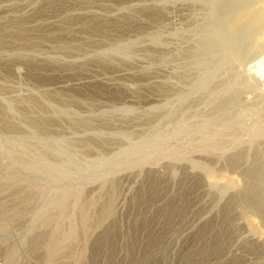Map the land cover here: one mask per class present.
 Here are the masks:
<instances>
[{"label": "rangeland", "instance_id": "rangeland-1", "mask_svg": "<svg viewBox=\"0 0 264 264\" xmlns=\"http://www.w3.org/2000/svg\"><path fill=\"white\" fill-rule=\"evenodd\" d=\"M71 2L0 0V264H264V0Z\"/></svg>", "mask_w": 264, "mask_h": 264}, {"label": "bare ground", "instance_id": "bare-ground-1", "mask_svg": "<svg viewBox=\"0 0 264 264\" xmlns=\"http://www.w3.org/2000/svg\"><path fill=\"white\" fill-rule=\"evenodd\" d=\"M2 1H3V0H2ZM9 1H10V0H9ZM49 1H50V0H49ZM65 1H66V0H65ZM68 1H69V0H68ZM79 1H80V0H79ZM84 1H85V0H84ZM97 1H98V0H97ZM117 1H119V0H117ZM4 2H5V1H4ZM46 2H48V1H46ZM63 2H64V1H63ZM72 2H73V0H72ZM72 2H71V3H72ZM77 2H78V1H77ZM88 2H89V1H88ZM44 3H45V2H44ZM54 3H55V2H54ZM58 3H60V2L58 1ZM81 3H82V1H81ZM15 4H16V3H15ZM45 4H46V3H45ZM61 4H62V3H61ZM74 4H75V3H74ZM17 5H18V4H17ZM54 5H55V4H54ZM71 5H72V4H71ZM82 5H83V4H82ZM45 6H46V5H45ZM50 6H51V5H50ZM3 7H4V6H3ZM6 8H7V7H6ZM8 8H9V7H8ZM47 8H49V7H47ZM57 8H58V7H57ZM66 8H67V7H66ZM101 9H102V8H101ZM14 10H15V9H14ZM22 10L25 11V9H22ZM47 10H48V9H47ZM57 10H60V9H57ZM154 10H155V9H154ZM18 11H19V10H18ZM33 11H34V10H33ZM45 11H46V8H45ZM138 11H139V9H138ZM151 11H152V10H151ZM29 12H30V11H29ZM38 12H39V11H37V13H38ZM103 12H104V11H103ZM163 12H164V11H163ZM22 13H23V11H22ZM22 13H21V14H22ZM25 13H26V12H25ZM25 13H23V15H24ZM34 13H35V12H34ZM37 13H35V14H37ZM44 13H45V12H44ZM46 13H47V12H46ZM70 13H71V12H70ZM143 13H144V10H143ZM4 14H5V13H4ZM26 14H27V13H26ZM26 14H25V15H26ZM47 14H48V13H47ZM158 14H159V13H158ZM102 15H103V14H102ZM27 16H29V15H27ZM35 16H36V15H35ZM64 16H65V15H64ZM81 16H82V15H81ZM126 16H127V15H126ZM134 16H135V15H134ZM10 17H11V16H10ZM31 17H32V16H31ZM123 17H125V16H122V17H120V18H123ZM159 17H160V16H159ZM63 18H65V17H63ZM79 18H80V17H79ZM136 18H137V17H136ZM145 18H146V17H145ZM163 18H164V17H163ZM166 18H167V17H166ZM11 19H12V18H11ZM25 19H26V18H25ZM47 19H48V18H47ZM96 19H97V18H96ZM101 19H102V18H101ZM137 19H138V18H137ZM147 19H148V18H147ZM152 19H153V18H152ZM152 19H151V21H152ZM154 19H155V18H154ZM156 19H157V18H156ZM29 20H30V19H29ZM37 20H39V19H37ZM44 20H45V18H44ZM44 20H43V21H44ZM64 20H65V19H64ZM142 20H143V18H142ZM5 21H6V20H5ZM5 21H4V22H5ZM66 21H67V20H66ZM71 21H72V20H71ZM78 21H79V20H78ZM98 21H99V20H98ZM108 21H109V19H108ZM114 21H116V20H114ZM114 21H113V22H114ZM147 21H148V20H147ZM2 22H3V21H2ZM2 22H1V23H2ZM4 22H3V23H4ZM6 22H7V21H6ZM17 22H19V21L17 20ZM20 22H21V21H20ZM38 22H39V21H38ZM49 22H50V21H49ZM67 22H68V21H67ZM67 22H66V23H67ZM101 22H102V21H101ZM104 22H105V20H104ZM106 22H107V21H106ZM109 22H110V21H109ZM143 22H144V21H143ZM157 22H158V21H157ZM13 23H14V22H13ZM27 23H28V22H27ZM53 23H54V22H53ZM110 23H111V22H110ZM115 23H116V22H115ZM9 24H10V21H9ZM11 24H12V23H11ZM23 24H24V22H23ZM28 24H29V23H28ZM47 24H48V23H47ZM78 24H80V23H78ZM81 24H82V23H81ZM116 24H117V23H116ZM7 25H8V24H6V26H7ZM30 25H31V23H30ZM36 25H37V24H36ZM108 25H109V24H108ZM24 26H25V25H24ZM42 26H43V25H42ZM57 26H58V25H57ZM79 26H80V25H79ZM86 26H87V24H86ZM89 26H90V25H89ZM100 26H101V25H100ZM31 27H32V26H31ZM44 27H45V26H44ZM49 27H50V25H49ZM59 27H60V26H59ZM102 27H104V26H102ZM113 27H114V26H113ZM0 28H2V27H0ZM10 28H11V26H10ZM13 28H14V26H13ZM32 28H33V27H32ZM34 28H35V27H34ZM40 28H41V27H40ZM45 28H46V27H45ZM52 28H53V27H52ZM63 28H64V27H63ZM87 28H88V27H87ZM92 28H93V27H92ZM100 28H101V27H100ZM4 29H5V28H4ZM20 29H21V28H20ZM30 29H31V28H30ZM54 29H55V28H54ZM64 29H67V28H64ZM68 29H69V28H68ZM79 29H80V28H79ZM90 29H91V28H90ZM5 30H7V29H5ZM34 30H35V29H34ZM42 30H43V29H42ZM92 30H93V29H92ZM136 30H137V29H136ZM3 31H4V30H3ZM18 31H19V30H18ZM24 31H25V30H24ZM24 31H23V32H24ZM29 31H30V30H29ZM46 31H47V30H46ZM49 31H50V30H49ZM60 31H61V30H60ZM78 31H79V30H78ZM78 31H77V33H78ZM82 31H83V30H82ZM84 31H85V30H84ZM94 31H95V29H94ZM94 31H93V32H94ZM0 32H1V31H0ZM9 32H10V31H9ZM34 32H35V31H34ZM68 32H69V30H68ZM89 32H90V31H89ZM97 32H98V31H97ZM97 32H96V33H97ZM102 32H103V31H102ZM13 33H15V32H13ZM18 33H19V32H18ZM29 33H30V32H29ZM41 33H42V32H41ZM56 33H57V32H56ZM59 33H60V32H59ZM70 33H71V32H70ZM70 33H69V34H70ZM103 33H104V32H103ZM106 33H107V32H106ZM1 34H2V33H1ZM6 34L9 35L8 30H7V33H6ZM19 34H20V33H19ZM27 34H28V33H27ZM47 34H49V33H47ZM61 34H62V33H61ZM75 34H76V33H75ZM91 34H92V33H91ZM91 34H90V35H91ZM3 35H4V34H3ZM7 35H6V36H7ZM13 35H14V34H13ZM37 35H38V34H37ZM44 35H45V34H44ZM64 35H65V33H64ZM73 35H74V34H73ZM73 35H72V36H73ZM84 35H85V34H84ZM88 35H89V34H88ZM90 35H89V36H90ZM105 35L107 36V34H105ZM109 35H110V34H109ZM112 35H113V34H112ZM112 35H111V36H112ZM116 35H117V34H116ZM0 36H1V35H0ZM78 36H79V35H78ZM98 36H99V35H98ZM100 36H102V35H100ZM114 36H115V35H114ZM4 37H5V36H4ZM29 37H31V36H29ZM29 37H28V38H29ZM61 37H63V35H62ZM70 37H71V36H70ZM90 37H91V36H90ZM5 38H6V37H5ZM5 38H4V39H5ZM11 38H12V37H11ZM13 38H14V37H13ZM13 38H12V40H15V39H13ZM36 38H37V37H36ZM4 39H0V45L5 43L6 40L4 41ZM8 39H9V38H8ZM22 39H23V37H22ZM29 39H30V38H29ZM70 39H71V38H70ZM84 39H85V38H84ZM87 39H88V37H87ZM104 39H105V38H104ZM9 40H11V39H9ZM20 40H21V39H20ZM24 40H25V39H24ZM37 40H39V39H37ZM92 40H93V39H92ZM98 40H99V39H98ZM22 41H23V40H22ZM28 41H29V40H28ZM42 41H43V40H42ZM69 41H70V40H69ZM78 41H80V40L78 39ZM82 41H83V40H82ZM3 42H4V43H3ZM6 42H7V41H6ZM30 42H31V41H30ZM61 42H62V41H61ZM88 42H89V41H88ZM97 42H99V41H97ZM101 42H102V41H101ZM8 43H9V42H8ZM23 43H24V42H23ZM55 43H56V42H55ZM70 43H71V42H70ZM99 43H100V42H99ZM102 43H103V42H102ZM25 44H26V43H25ZM25 44H24V45H25ZM30 44H31V43H30ZM73 44H74V43H73ZM77 44H78V43H77ZM22 45H23V44H22ZM51 45H52V44H51ZM54 45H55V44H54ZM79 45H80V44H79ZM83 45H84V44H83ZM83 45H82V47H83ZM99 45H101V44H99ZM99 45H98V46H99ZM30 46H32V45H30ZM37 46H38V45H37ZM43 46H44V45H43ZM46 46H47V45H46ZM55 46H56V45H55ZM77 46H78V45H77ZM101 46H102V45H101ZM101 46H100V47H101ZM0 47H2V46H0ZM6 47H7V46H6ZM15 47H16V46H15ZM26 47H27V46H26ZM35 47H36V46H35ZM41 47H42V46H41ZM91 47H92V45H91ZM9 48H10V47H9ZM66 48H67V46H66ZM79 48H80V47H79ZM84 48H85V47H84ZM86 48H87V47H86ZM97 48H98V47H97ZM31 49H33V48L31 47ZM36 49H37V48H36ZM39 49H40V48H39ZM11 50H12V48H11ZM66 50H67V49H66ZM69 50H70V49H69ZM77 50H78V49H77ZM14 51H15V50H14ZM67 51H68V50H67ZM19 52H20V51H19ZM4 53H5V52H4ZM29 53H30V52H29ZM74 53H75V52H74ZM11 54H12V53H11ZM23 54H24V53H23ZM7 55H8V53H7ZM16 55H17V54H16ZM20 55L22 56V54H20ZM28 55H29V54H28ZM28 55H27V56H28ZM0 56H1V55H0ZM10 56H12V55H10ZM31 56H32V55H31ZM15 57H16V56H15ZM36 57H37V56H36ZM110 57H111V56H110ZM112 57H113V56H112ZM112 57H111V58H112ZM13 59H14V57H13ZM11 60H12V59H11ZM35 60H36V58H35ZM47 60H48V59H47ZM54 60H55V59H54ZM112 60H113V59H112ZM32 61H34V59H33ZM32 61H31V62H32ZM45 61H46V60H45ZM0 62H1V61H0ZM4 62H5V61H4ZM40 62H41V61H40ZM50 62H51V61H50ZM100 62H101V61H100ZM107 62H108V61H107ZM110 62H112V61H110ZM114 62H117V61H114ZM11 63H12V61H11ZM27 63H28V62H27ZM27 63H26V64H27ZM32 63H33V62H32ZM103 63H104V61H103ZM105 63H106V62H105ZM118 63H120V62L118 61ZM53 64H54V63H53ZM66 64H67V63H66ZM110 64H111V63H110ZM110 64H109V65H110ZM28 65H29V64H28ZM34 65H35V63H34ZM51 65H52V64H51ZM68 65H69V64H68ZM79 65H80V64H79ZM89 65H90V64H89ZM102 65H103V64H102ZM111 65H112V64H111ZM111 65H110V66H111ZM114 65H115V63H114ZM57 66H58V65H57ZM72 66H73V64H72ZM72 66H71V67H72ZM75 66H76V65H75ZM96 66H97V65H96ZM118 66H119V65H118ZM122 66H123V65H122ZM61 67H62V66H61ZM97 67H98V66H97ZM104 67H105V66H104ZM112 67H113V66H112ZM119 67H120V66H119ZM81 68H82V67H81ZM84 68H85V67H84ZM83 70H84V69H83ZM105 70H106V69H105ZM32 71H33V70H32ZM34 71H35V70H34ZM2 72H4V71H2ZM4 73H5V72H4ZM6 73H7V72H6ZM1 78H2V77H1ZM47 79H48V78H47ZM50 79H51V78H50ZM8 80H10V79H8ZM11 80H12V79H11ZM1 83H2V82H1ZM2 85H3V84H2ZM91 88H92V87H91ZM3 89H4V88H3ZM8 89H9V88H8ZM94 89H95V87H94ZM155 89H156V88H155ZM155 89H154V90H155ZM159 89H160V88H159ZM91 90H93V89H91ZM1 91H2V90H1ZM9 91H10V90H9ZM98 91H99V90H98ZM156 91H157V90H156ZM158 91H159V90H158ZM163 91H164V90H163ZM56 92H57V91H56ZM44 93H45V92H44ZM53 93H54V92H53ZM60 93H61V92H60ZM49 94H50V93H49ZM49 94H48V95H49ZM54 94H55V93H54ZM63 94H64V93H63ZM65 94H66V93H65ZM44 95H45V94H44ZM48 95H47V96H48ZM52 95H53V94H52ZM58 95H59V94H58ZM95 95H96V94H95ZM47 96H46L45 98H47ZM50 96H51V95H50ZM53 96H54V95H53ZM53 96H52V97H53ZM55 96H57V95L55 94ZM55 96H54V97H55ZM60 96H61V95H60ZM31 97H32V96H31ZM57 97H58V96H57ZM28 98H29V97H28ZM62 98H64V97H62ZM66 98H67V97H66ZM54 99H55V98H54ZM67 99H68V98H67ZM21 101H22V100H21ZM60 101H62L61 98H60ZM67 101H68V100H67ZM29 103H30V102H29ZM35 103H36V102H35ZM35 103H34V104H35ZM31 104H32V103H31ZM39 104H40V103H39ZM44 110H45V109H44ZM45 112H46V110H45ZM33 113H34V111H33ZM37 114L39 115L38 112H37ZM0 117H1V116H0ZM42 117H43V116H42ZM49 117H50V116H49ZM34 118H35V117H34ZM34 118H33V119H34ZM40 118H41V117H40ZM10 119H11V118H10ZM30 119H31V118H30ZM44 119H45V117H44ZM49 119H50V118H49ZM36 120H37V119H36ZM11 121H12V120H11ZM28 121H29V120H28ZM89 121H90V120H89ZM30 122H33V121H30ZM39 122H40V121H39ZM70 122H71V121H70ZM84 122H85V121H84ZM84 122H83V123H84ZM86 122H87V121H86ZM91 122H92V121H91ZM101 122H102V121H101ZM101 122H100V123H101ZM105 122H107V120H106ZM8 123H9V122H8ZM15 123H16V121H15ZM44 123H45V122H44ZM55 123H56V121H55ZM75 123H76V122H75ZM83 123H82V124H83ZM108 123H109V122H108ZM1 124H2V123H1ZM3 124L5 125V123H3ZM10 124L13 125V122L10 123ZM30 124H31V123H30ZM34 124H35V123H34ZM42 124H43V123H42ZM42 124H41V125H42ZM58 124H59V123H58ZM70 124H71V123H70ZM72 124H74V123L72 122ZM76 124H77V123H76ZM94 124H95V123H94ZM110 124H111V123H110ZM16 125H17V124H16ZM39 125H40V124H39ZM41 125H40V126H41ZM43 125H44V124H43ZM83 125H84V124H83ZM31 126H32V125H31ZM33 126H34V125H33ZM76 126H77V125H76ZM76 126H75V127H76ZM2 127H3V126H2ZM2 127H1V129H2ZM12 127H13V126H12ZM37 127H38V126H37ZM78 127H80V126H78ZM107 127H109V125H108ZM4 128L6 129V127H4ZM80 128H84V127H80ZM86 128H87V127H86ZM8 129H9V128H8ZM44 129H45V128H44ZM49 129H50V127H49ZM45 130H46V129H45ZM45 130H44V131H45ZM260 130H261V129H260ZM260 130H259V131H260ZM2 131H4V130H2ZM46 131H47V130H46ZM9 132H10V131H9ZM9 132H8V133H9ZM6 133H7V132H6ZM259 133H260V132H259ZM14 134H15V132H14ZM18 134H19V133H18ZM212 137H213V136H212ZM95 140L97 141V139H95ZM95 140H94V141H95ZM104 140H105V139H104ZM212 140H213V139H212ZM224 140H226V139H224ZM224 140H222V141H224ZM87 141H88V140H87ZM89 141H92V140H89ZM99 141H100V140H99ZM101 141H102V139H101ZM106 141H107V140H105V142H106ZM114 141H115V140H114ZM201 141H202V140H201ZM207 141H208V140H207ZM202 142H203V141H202ZM209 142H210V141H209ZM218 142H220V141H218ZM81 143H82V142H81ZM94 143H95V142H94ZM94 143H93V144H94ZM117 143H118V142H117ZM204 143H205V142H204ZM204 143H203V144H204ZM207 143H208V142H207ZM214 143H215V142H214ZM30 144H31V143H30ZM82 144H83V143H82ZM95 144H97V143H95ZM104 144H106V143H104ZM109 144H110V143H109ZM113 144H114V143H113ZM115 144H116V143H115ZM115 144H114V145H115ZM224 144H225V143H224ZM224 144H223V145H224ZM231 144H232V143H231ZM102 145H103V144H102ZM116 145H117V144H116ZM211 145H212V144H211ZM219 145H220V143H219ZM81 146H82V145H81ZM109 146H110V145H109ZM111 146H112V145H111ZM224 146H225V145H224ZM228 146H229V144H228ZM32 147H33V146H32ZM32 147H31V148H32ZM94 147H95V145H94ZM97 147H98V146H97ZM103 147H104V146H103ZM214 147H215V146H214ZM216 147H217V146H216ZM218 147H219V146H218ZM218 147H217V148H218ZM23 148H24V147H23ZM27 148H28V147H26V149H27ZM95 148H96V147H95ZM98 148L100 149V146H99ZM98 148H97V149H98ZM104 148H105V147H104ZM204 148H205V147H204ZM220 148H221V147H220ZM220 148H219V150H220ZM250 148H251V147H249V150H250ZM35 149H36V147H35ZM49 149H50V148H49ZM83 149H84V148H83ZM99 149H98V150H99ZM101 149H102V148H101ZM201 149H202V148H201ZM201 149H200V150H201ZM207 149H208V148H207ZM24 150H25V149H24ZM40 150H41V149H40ZM42 150H44V149H42ZM102 150H103V149H102ZM169 150H170V149H169ZM208 150L210 151V149H208ZM212 150H213V149H211V151H212ZM214 150H215V149H214ZM219 150H218V152H219ZM221 150H222V149H221ZM47 151H49V150H47ZM52 151H53V150H52ZM91 151H92V150H91ZM166 151H167V150H166ZM201 151H202V150H201ZM203 151H204V150H203ZM167 152H168V151H167ZM216 152H217V151H216ZM222 152H223V151H222ZM250 152H251V151H250ZM45 153H46V152H45ZM54 153H55V152H53V154H54ZM162 153H163V151H162ZM176 153H177V152H176ZM182 153H183V152H182ZM208 153H209V155H210V152H208ZM10 154H12V153L10 152ZM24 154H25V153H24ZM30 154H31V153H30ZM43 154H44V151H43ZM43 154H42V155H43ZM53 154H50V155H53ZM55 154H56V153H55ZM61 154H62V153H61ZM61 154H60V155H61ZM173 154H174V153H173ZM179 154H180V153H179ZM243 154H245V153H243ZM246 154H247V153H246ZM14 155H15V154H14ZM14 155H13V156H14ZM16 155H17V153H16ZM26 155H27V154H26ZM36 155H38V154H36ZM42 155H41V156H42ZM45 155H46V154H45ZM160 155H161V154H160ZM170 155H171V154H170ZM180 155H183V154H180ZM237 155H238V154H237ZM11 156H12V155H11ZM18 156H19V155H18ZM24 156H25V155H24ZM33 156H34V155H33ZM63 156H64V155H63ZM171 156H173V155H171ZM175 156H176V155H175ZM177 156H178V154H177ZM216 156H217V155H216ZM242 156H243V155H242ZM254 156H255V155H254ZM22 157H23V154H22ZM31 157H32V156H31ZM31 157H30V158H31ZM46 157H47V156H46ZM48 157H49V156H48ZM58 157H59V155H58ZM162 157H163V156H161V158H162ZM179 157H181V156H179ZM182 157H183V156H182ZM210 157H211V156H210ZM230 157H231V156H230ZM250 157H251V156H250ZM12 158H13V157H12ZM25 158H26V157H25ZM35 158H36V156H35ZM53 158H54V157H53ZM53 158H52V159H53ZM69 158H70V157H69ZM158 158H159V157H158ZM239 158H240V157H239ZM254 158H255V157H254ZM259 158H260V157H259ZM17 159H18V157H17ZM19 159H20V156H19ZM23 159H24V158H23ZM27 159H29V158H27ZM43 159H44V158H43ZM47 159H48V158H47ZM49 159H51V158H49ZM49 159H48V160H49ZM66 159H68V158H66ZM70 159H71V158H70ZM154 159H157L156 156L153 158V160H154ZM181 159H182V158H181ZM235 159H236V158H235ZM30 160H32V159H30ZM157 160H158V159H157ZM34 161H35V160L33 159L32 162H34ZM55 161H56V160H55ZM63 161H64V160H63ZM230 161H231V160H230ZM52 162H53V161H52ZM153 162H154V161H153ZM43 163H44V161H43ZM56 163L58 164V168H60L61 166H59V163H58L57 161H56ZM64 163H66V162H64ZM67 163H68V162H67ZM67 163H66V165H68ZM71 163H72V162H71ZM136 163L139 164V162H136ZM150 163H152V162L150 161ZM236 163H238V162H236ZM54 164H55V162H54ZM62 164H63V163H62ZM132 164H133V163H132ZM134 164H135V163H134ZM254 164H256V163H254ZM51 165H52V164H51ZM60 165H61V164H60ZM63 165H65V164H63ZM66 165H65V166H66ZM1 166H2V165H1ZM46 166H47V165H46ZM55 166H56V165H55ZM134 166H135V165H134ZM256 166H257V165H256ZM62 167H64V166H62ZM136 167H137V166H136ZM126 168H127V167H126ZM130 168H132V167H130ZM61 169H62V168H61ZM0 170H1V169H0ZM33 170H34V169H33ZM37 170H38V169H37ZM249 170H250V169H249ZM258 170H259V169H258ZM35 171H36V170H35ZM35 171H34V172H35ZM37 172H38V171H37ZM39 172H40V170H39ZM255 172H256V171H255ZM2 173H4V171H3ZM16 173H17V172H16ZM40 173H41V172H40ZM40 173H39V174H40ZM48 173H49V172H48ZM48 173H47V174H48ZM51 173H52V172H51ZM51 173H50V174H51ZM116 173H117V172H116ZM149 173H150V172H149ZM151 173H152V172H151ZM53 174H54V173H52V175H53ZM59 174H60V173H59ZM61 174H62V173H61ZM153 174H154V173H153ZM153 174H152V175H153ZM0 175H1V174H0ZM9 175H11V174H8L7 176H9ZM15 175H16V174H15ZM56 175H57V174H56ZM56 175H55V176H56ZM110 175H111V174H110ZM152 175H151V176H152ZM11 176H12V175H11ZM151 176H149V177H151ZM262 176H263V175H262ZM18 177H19V176H18ZM18 177H17V178H18ZM21 177H23V176H21ZM113 177H114V176H113ZM26 178H27V177H26ZM107 178H108V177H107ZM116 178H117V175H116ZM153 178H154V177H153ZM14 179H16V178H14ZM14 179H13V180H14ZM149 179H150V178H149ZM4 180H5V178H4ZM6 180H7V179H6ZM24 180H25V179H24ZM32 180H35V179H32ZM32 180H31V181H32ZM147 180H148V179H147ZM7 181H8V180H7ZM37 181H38V180H37ZM37 181H36V183H37ZM152 181H153V180H152ZM155 181H156V180H155ZM198 181H199V180H198ZM9 182H10V181H9ZM19 182H20V181H19ZM158 182H159V181H158ZM253 182H254V181H253ZM257 182H258V181H257ZM257 182H256V183H257ZM27 183H28V182H27ZM31 183H33V182H31ZM34 183H35V182H34ZM107 183H109V182H107ZM107 183H106V184H107ZM153 183H154V182H152V184H153ZM9 184H10V183H9ZM11 184H12V183H11ZM24 184H25V183H24ZM156 184H157V183H156ZM194 184H195V183H194ZM1 185H2V184H1ZM3 185H4V184H3ZM5 185H6V182H5ZM22 185H23V183H22ZM35 185H36V184H35ZM104 185H105V183H104ZM111 185H112V183H111ZM113 185H114V184H113ZM113 185H112V188H113ZM213 185H215V184H213ZM15 186H17V185H15ZM25 186H26V185H25ZM107 186H108V185H107ZM149 186H150V185H149ZM183 186H184V185H183ZM198 186H199V185H198ZM211 186H212V185H211ZM0 187H1V186H0ZM10 187H11V186H10ZM12 187H13V186H12ZM18 187H19V184H18ZM18 187H17V188H18ZM38 187H39V184H38ZM100 187H101V186H100ZM108 187H109V186H108ZM157 187H158V186H157ZM253 187H254V186H253ZM1 188H2V187H1ZM3 188H5V187H3ZM14 188H15V187H14ZM17 188H15V189H17ZM23 188H25V187H23ZM34 188H35V187H34ZM39 188H40V187H39ZM39 188H38V189H39ZM102 188H103V187H102ZM112 188H111V186L109 187V189H112ZM191 188H192V187H191ZM193 188H194V187H193ZM251 188H252V187H251ZM12 189H13V188H12ZM40 189H41V188H40ZM106 189H107V188H106ZM109 189H108V190H109ZM180 189H181V188H180ZM1 190H3V189H1ZM5 190H6V189H5ZM20 190H21V189H20ZM25 190H26V189H25ZM34 190H35V189H34ZM80 190H81V189H80ZM87 190L89 191V189H87ZM90 190H91V189H90ZM95 190H96V188H95ZM145 190H146V189H145ZM182 190H184V189H182ZM8 191H9V190H8ZM16 191H17V190H16ZM26 191H27V190H26ZM26 191H25V193H26ZM37 191H38V190H37ZM37 191H36V192H37ZM97 191H99V189H98ZM104 191H105V188H104ZM140 191H141V189H140ZM143 191H144V190H143ZM149 191H150V190H149ZM188 191H190V190H188ZM246 191H248V190L246 189ZM10 192H12V191H10ZM23 192H24V191H23ZM36 192H34V193H36ZM78 192H79V191H78ZM93 192H94V189H93ZM111 192H112V191H109V192L106 191V192H105V194L108 193V194H107V201H105V202H103V203H100V204L98 205L99 207L97 208V209H98L97 212L95 211V212L91 213V214H94V215H95L94 217H93V216H92V217L89 216V214H88V213H90L89 210H88L89 212L87 213V209H91V208H93V206L91 207L90 204H89L91 201L88 203V200H87V203H88V204H87V206H86V205H83V208H82V206H81L82 203H80V206H81L82 209H80V207H79V209L81 210V211L79 210V212H81V213L79 214V212H78L77 210H76V211H77V215L79 214V215H80V219H81V220L79 219V221H81L79 224H81V223L83 224V225H81V226L84 227L83 229H84L85 231H87V229L89 228V226L92 225V224H94V227H93L94 229L92 228V226H90V228H92V229L95 231V228H96L97 226H101V225H102V222H103V221H104V222L106 221L105 218L107 219V218H108L107 216H108L109 213L111 212V206H112V205H110V204H111V202H110V200H111V199H110V197H111V196H110V193H111ZM251 192H252V190H251ZM4 193H5V192H4ZM4 193H3V194H4ZM6 193H7V192H6ZM15 193H16V195H17V192H15ZM34 193L32 192L33 195H34ZM38 193H39V192H38ZM74 193H75V192H74ZM95 193H97V192H94V195H95ZM99 193H100V192H99ZM102 193H103V192H102ZM141 193H142V192H141ZM145 193L147 194V192H145ZM154 193H155V192H154ZM23 194H24V193H23ZM26 194H27V193H26ZM29 194H30V193H29ZM39 194H40V193H39ZM80 194H81V192H80ZM85 194H86V193H85ZM12 195H13V194H12ZM14 195H15V194H14ZM16 195H15V196H16ZM18 195H20V193H18ZM18 195H17V196H18ZM35 195H36V194H35ZM35 195H34V196H35ZM58 195H59V194H58ZM82 195H83V194H82ZM86 195H87V194H86ZM88 195H89V194H88ZM90 195H91V194H90ZM102 195H103V194H102ZM116 195H117V194H116ZM8 196H10V194H8ZM17 196H16V197H17ZM20 196H21V195H20ZM22 196H23V195H22ZM27 196H28V195H27ZM53 196H54V195H53ZM60 196H61V194H60ZM142 196H143V195H142ZM4 197H6V194L4 195ZM16 197H15V198H16ZM62 197H64V196H62ZM62 197H61V198H62ZM69 197H71V196H69ZM72 197H73V196H72ZM76 197H77V194H76ZM103 197H104V196H103ZM105 197H106V196H105ZM115 197H116V196H115ZM6 198H8V197H6ZM11 198H12V197H11ZM17 198H18V197H17ZM20 198H21V197H20ZM29 198H30V197H29ZM48 198H49V197H48ZM54 198H55V197H54ZM78 198H79V197H78ZM112 198H113V196H112ZM116 198H117V197H116ZM245 198H246V197H245ZM12 199H13V198H12ZM24 199H25V198H23V201H24ZM114 199H115V198H114ZM147 199H148V198H147ZM248 199H249V198H248ZM16 200L18 201V199H16ZM21 200H22V199H21ZM61 200H62V199H61ZM67 200H69V199H67ZM77 200H78V199H77ZM80 200H81V199H80ZM82 200H83V199H82ZM93 200H94V199H93ZM10 201H11V200H10ZM52 201H54V199H53ZM56 201H57V200H56ZM69 201H71V200H69ZM78 201H79V200H78ZM95 201H96V200H95ZM98 201H99V199H98ZM103 201H104V200H103ZM112 201H113V199H112ZM28 202H29V201H28ZM48 202H49V200H48ZM114 202H115V201H114ZM8 203H9V202H8ZM13 203H14V202H13ZM35 203H36V202H35ZM44 203H45V202H44ZM50 203H51V202H50ZM72 203H73V202H72ZM77 203H78V202H77ZM77 203H76V204L73 203L74 206L79 205V203H78V204H77ZM84 203H86V202L84 201ZM116 203H117V202H116ZM177 203H178V202H177ZM9 204H10V203H9ZM17 204H18V203H17ZM24 204H25V202H24ZM31 204H33V203L31 202ZM60 204H61V203H60ZM94 204H95V203H94ZM168 204H169V203H168ZM12 205H13V204H12ZM15 205H16V204H15ZM15 205H14V207H15ZM33 205H34V204H33ZM68 205H69V204H68ZM71 205H72V204H71ZM113 205H114V204H113ZM52 206H54V205L52 204ZM69 206H70V205H69ZM74 206H72V208H74ZM143 206H144V205H143ZM143 206H142V207H143ZM145 206H146V205H145ZM168 206H169V205H168ZM173 206H174V205H173ZM8 207H9V206H8ZM22 207H23V206H22ZM46 207H47V206H46ZM50 207H51V206H50ZM58 207H59V206H58ZM70 207H71V206H70ZM88 207H90V208H88ZM11 208H13V206H12ZM11 208H10V209H11ZM19 208H21V207H19ZM27 208H28V207H27ZM32 208H33V207H32ZM47 208H48V207H47ZM47 208H46V209H47ZM54 208H55V206H54ZM54 208H53V209H54ZM60 208H61V207H60ZM115 208H116V207H115ZM165 208H166V207H165ZM23 209H24V207H23ZM23 209H22V210H23ZM25 209H26V208H25ZM35 209H36V207H35ZM67 209H68V208H67ZM70 209H71V208H70ZM75 209H76V207H75ZM75 209H74V211H75ZM77 209H78V208H77ZM13 210H14V209H13ZM41 210H42V209H41ZM49 210H50V209H49ZM51 210H52V209H51ZM57 210H58V209H57V207H56V211H57ZM71 210H72V209H71ZM71 210H70V211H71ZM91 210H93V209H91ZM17 211H18V209H17ZM19 211H21V210L19 209ZM26 211H28V209H27ZM30 211H31V210H30ZM74 211L72 210V213H75V214H76V212H74ZM112 211H114V210H112ZM175 211H176V210H175ZM21 212H22V211H21ZM43 212H44V211L42 210L41 213H43ZM45 212H46V211H45ZM51 212H52V211H51ZM54 212H55V211H54ZM59 212H60V210H59ZM59 212H57V213L59 214ZM62 212H63V211H62ZM67 212H68V211H67ZM114 212H115V211H114ZM162 212H164V211H162ZM168 212H169V211H168ZM29 213H30V212H29ZM68 213H69V212H68ZM165 213H166V212H165ZM179 213H180V212H179ZM183 213H184V212H183ZM14 214H15V213H14ZM30 214H31V213H30ZM39 214H40V213H39ZM43 214H44V213H43ZM53 214H55V213H53ZM66 214H67V213H66ZM75 214H72L71 216H73V215H75ZM91 214H90V215H91ZM175 214H176V213H175ZM181 214H182V212H181ZM11 215H12V214H11ZM26 215H27V214H26ZM34 215H35V214H34ZM48 215H49V214H48ZM50 215H51V214H50ZM77 215H76V216H77ZM19 216H20V213H19ZM37 216H39V215L37 214ZM68 216H70V214H68ZM76 216H74L75 219H76ZM43 217H44V216H43ZM162 217H163V216H162ZM13 218H14V216H13ZM18 218H19V217H18ZM40 218H41V217H40ZM58 218H60V216H59ZM58 218H57V219H58ZM63 218H69V217H63ZM111 218H113V217H111ZM165 218H166V217H165ZM14 219H15V218H14ZM19 219H20V218H19ZM70 219H71L73 222H71ZM70 219H69V220H70L71 225H72V223L76 222V221L73 219V217L70 218ZM155 219H156V218H155ZM35 220H37V218L34 219V221H35ZM58 220H59V219H58ZM67 220H68V219H67ZM76 220H78V219H76ZM92 220H93V221H92ZM107 220H108V219H107ZM113 220H115V219H113ZM116 220H117V219H116ZM138 220H139V219H138ZM48 221H49V219H48ZM48 221H47V222H48ZM91 221H92V223H90ZM139 221H140V220H139ZM44 222H45V221H44ZM62 222H63V221H62ZM68 222H69V221H68ZM107 222H108V221H107ZM113 222H114V221H113ZM136 222H137V221H136ZM136 222H133V223H136ZM48 223L51 224L52 222H48ZM55 223H56V222H55ZM58 223H60V222H58ZM77 223H78V222H77ZM139 223H140V222H139ZM142 223H143V222H142ZM206 223H208V222H206ZM36 224H37V223H36ZM45 224H46V223H45ZM68 224H69V223H68ZM68 224H67V225H68ZM100 224H101V225H100ZM110 224H111V222L109 223V225H110ZM112 224H113V223H112ZM118 224H119V223H118ZM69 225H70V224H69ZM71 225H70V227H71ZM75 225H76V226H75ZM75 225L73 224V226H72L73 228H69V229H70V230H71V229L74 230V229H75L74 227H77V224H76V223H75ZM104 225H106V224H104ZM49 226H50V225H49ZM55 226H56V225H55ZM60 226H61V225H60ZM60 226H59V227H60ZM64 226H66V225H64ZM146 226H147V225H146ZM201 226H202V225H201ZM204 226H205V225H204ZM210 226L212 227V225H210ZM40 227H41V226H40ZM57 227H58V226H57ZM59 227H58V228H59ZM62 227H63V226H62ZM79 227H80V225H78V228L75 229V230L78 229L77 232H79ZM135 227H136V226H135ZM141 227H142V226H141ZM143 227H144V225H143ZM53 228H54V227H53ZM63 228H64V227H63ZM81 228H82V227H81ZM110 228H111V227H110ZM115 228H116V227H115ZM207 228H208V227H207ZM69 229H67V230H69ZM83 229H82V230H83ZM96 229H98V228H96ZM102 229H103V228H102ZM102 229H101V230H102ZM199 229H201V227H200ZM55 230H56V229H55ZM60 230H61V229H60ZM70 230H69V232H70ZM72 230H71V232H73L74 234H75V233L78 234L76 231L74 232V231H72ZM84 230H83V231H84ZM114 230H115V229H114ZM146 230H147V229H146ZM50 231H51V230H50ZM80 231H81V230H80ZM83 231H82V232H83ZM88 231H89V230H88ZM104 231H105V230H104ZM106 231H107V230H106ZM111 231H112V230H111ZM221 231H223V230H221ZM52 232H54V231L52 230ZM59 232H60V231H59ZM92 232H93V231H92ZM96 232H97V231H96ZM100 232H101V231H100ZM113 232H114V231H113ZM198 232H199V231H198ZM205 232H206V231H205ZM54 233H55V232H54ZM66 233H67V232H66ZM73 233H71L72 237L70 238V239H72V240H73L74 238H76V237L73 238ZM84 233L86 234V232H83V235H84ZM105 233H106V232H105ZM146 233H147V232H146ZM199 233H200V232H199ZM201 233H202V232H201ZM211 233H212V232H211ZM40 234H41V233H40ZM46 234H47V233H46ZM46 234H45V235H46ZM76 234H75V235H76ZM87 234H88V233H87ZM87 234H86V235H87ZM90 234H91V233H90ZM98 234H99V233H98ZM100 234H101V233H100ZM112 234H114V233H112ZM154 234H155V233H154ZM206 234H207V233H206ZM212 234H213V233H212ZM53 235H54V234H53ZM53 235H51V236H53ZM55 235H56V234H55ZM71 235H68V236H71ZM75 235H74V236H75ZM81 235H82V234H81ZM95 235H96V234H95ZM104 235H105V234H104ZM104 235H103V236H104ZM106 235H107V234H106ZM156 235H157V234H156ZM202 235H203V234H202ZM210 235H211V234H210ZM210 235H209V236H210ZM60 236H61V235H60ZM62 236L65 237L64 234H63ZM66 236H67V235H66ZM76 236H77V235H76ZM101 236H102V235H101ZM107 236H108V235H107ZM111 236H112V235H111ZM150 236H151V235H150ZM154 236H155V235H154ZM206 236H207V235H206ZM214 236H215V235H213V237H214ZM217 236H218V235H217ZM223 236H224V235H223ZM223 236H222V237H223ZM56 237H57V236H56ZM63 237L61 238V240H63ZM83 237H84V236H83ZM86 237H87V236H86ZM89 237H90V236H89ZM96 237H97V236H96ZM99 237H100V236H99ZM112 237H113V236H112ZM211 237H212V236H211ZM211 237H210V238H211ZM218 237H220V236H218ZM66 238H67V237H65V241H66ZM84 238H85V237H84ZM100 238H102V237H100ZM100 238H99V239H100ZM105 238H106V237H105ZM110 238H111V237H110ZM116 238H117V237H116ZM134 238H135V237H134ZM146 238H147V237H146ZM197 238H198V237H197ZM220 238H221V237H220ZM223 238H224V237H223ZM223 238H222V239H223ZM226 238H227V237H226ZM38 239H39V238H38ZM81 239L83 240L82 237H81ZM81 239H80V240H81ZM85 239H87V238H85ZM99 239H97V243H98V242L100 243L101 240L98 241ZM155 239H156V238H155ZM157 239H159V238H157ZM198 239H199V238H198ZM200 239H201V238H200ZM45 240H46V239H45ZM67 240H68V238H67ZM72 240H70V241H72ZM75 240L77 241V239H75ZM80 240L78 239V241H80ZM108 240H109V239H108ZM108 240H106V242H109ZM112 240H114V239H110V242H111ZM116 240H117V239H116ZM145 240H146V239H145ZM150 240H151V239H150ZM224 240H226V239H224ZM33 241H34V240H33ZM40 241H42V240H40ZM65 241H62V242L65 243ZM68 241H69V240H68ZM73 241H74V240H73ZM76 241H74V242H75V245H77L78 243H79V244L81 243V242H77V244H76ZM83 241H84V240H83ZM91 241H92V240H91ZM95 241H96V240H95ZM129 241H130V240H129ZM134 241H135V240H134ZM153 241H154V240H153ZM160 241H161V240H160ZM197 241H198V240H197ZM44 242H45V241H44ZM74 242H73V243H74ZM85 242H86V240H85ZM85 242H84V243H85ZM88 242H90V241H88ZM88 242H87V243H88ZM92 242H93V241H92ZM216 242H217V241H216ZM218 242H219V241H218ZM32 243H33V242L31 241L30 244H32ZM66 243L68 244L67 241H66ZM70 243H71V242H70ZM84 243L82 242L81 245H84ZM90 243H91V242H90ZM97 243H96V244H97ZM99 243H98V245H99ZM104 243H105V242H104ZM135 243H136V242H135ZM149 243H150V242H149ZM151 243H152V242H151ZM156 243H157V242H156ZM156 243H155V244H156ZM219 243H220V242H219ZM219 243H218V244H219ZM36 244H37V243H36ZM53 244H56V243H54V241H53ZM53 244H52V245H53ZM67 244H66V245H67ZM107 244H111V243H107ZM112 244H113V242H112ZM128 244H129V243H128ZM132 244H134V243H132ZM146 244H147V243H146ZM32 245H33V244H32ZM37 245H38V244H37ZM70 245H74V244L71 243ZM70 245L68 246V247H70L69 249H74V248H75V247H74V248H71ZM81 245H80V248H81ZM101 245H102V246L104 245L103 242H102ZM221 245H222V244H221ZM39 246H40V245H39ZM39 246H38V247H39ZM77 246H78V245H77ZM46 247H47V246H46ZM53 247H54V246H53ZM64 247H67V246H64ZM72 247H73V246H72ZM8 248H9V247H8ZM36 248H37V247H36ZM77 248H79V247H77ZM82 248H83V247H82ZM84 248H85V247H84ZM84 248H83V249H84ZM87 248H88V247H87ZM148 248H149V247H148ZM11 249H12V248H11ZM11 249H10V250H11ZM34 249H35V248H34ZM39 249H40V248H39ZM47 249H48V248H47ZM52 249H53V248H52ZM63 249H64V248H63ZM65 249H66V248H65ZM131 249H132V248H131ZM131 249H130V250H131ZM8 250H9V249H8ZM37 250H38V249H37ZM41 250H42V248H41ZM60 250H61V248H60ZM94 250H95V249H94ZM98 250H99V249H98ZM98 250H97V251H98ZM209 250H210V248H209ZM216 250H217V249H216ZM33 251H34V250H33ZM51 251H52V250H51ZM58 251H59V249H58ZM63 251L65 252L66 250H63ZM67 251H68V248H67ZM78 251H79V250H78ZM91 251H92V250H91ZM95 251H96V250H95ZM3 252H4V251H3ZM35 252H36V249H35ZM35 252H34V253H35ZM46 252H47V251H46ZM56 252H57V251H56ZM61 252H62V251H61ZM68 252H70V251H68ZM80 252H81V251H80ZM84 252H85V251H84ZM84 252L82 251L81 253L83 254ZM105 252H106V251H105ZM131 252H132V251H131ZM207 252H208V251H207ZM215 252H216V251H215ZM48 253H49V252H48ZM66 253H67V252H66ZM66 253H65V254H66ZM71 253H72V254H73V253L77 254L78 252H76V251H75V252H74V251L72 252V251H71ZM85 253H86V252H85ZM101 253H102V252H101ZM202 253H205V252H202ZM209 253H210V252H209ZM211 253H212V252H211ZM42 254H43V253H42ZM60 254L62 255V253H60ZM60 254H59V256H60ZM78 254H79V253H78ZM78 254H77V256H78V259H79V255H80V254H79V255H78ZM92 254H93V253H92ZM105 254H106V253H105ZM190 254H191V253H190ZM196 254H197V253H196ZM43 255H45V253H44ZM63 255H64V254H63ZM63 255H62V256H63ZM59 256H58V257H59ZM64 256H65V255H64ZM64 256H63L62 258H64ZM71 256H72V255L69 253V257H71ZM73 256H74V255H73ZM126 256H128V255H126ZM196 256H198V255H196ZM199 256H200V255H199ZM10 257H11V255H10ZM53 257H54V256H53ZM65 257H66V256H65ZM69 257H68V258H69ZM75 257H76V256H75ZM81 257H82V255H81ZM109 257H110V256H109ZM51 258H52V257H51ZM54 258H55V257H54ZM60 258H61V256H60ZM62 258H61V259H62ZM66 258H67V257H66ZM66 258H64V260H66ZM68 258H67V260H68ZM72 258H73V257H72ZM72 258H69V261L72 262V260H71ZM83 258H84V257H83ZM127 258H128V257H127ZM131 258H132V257H131ZM133 258H134V257H133ZM9 259H10V258H9ZM41 259H42V257H41ZM46 259H47V258H46ZM58 259H59V258H58ZM78 259H77V262L80 264L81 262H79V260L81 261V259H79V260H78ZM87 259H88V257H87ZM50 260H51V259H50ZM54 260H55V259H54ZM85 260H86V259H85ZM96 260H98V259H96ZM143 260H145V259L143 258ZM201 260H202V259H201ZM48 261H49V260H48ZM75 261H76V260H75ZM75 261H74V263H75ZM90 261H91V260H90ZM90 261H89V262H90ZM128 261H129V260H128ZM130 261H131V260H130ZM8 262H9V261H8ZM8 262H7V263H8ZM15 262H16V261H15ZM58 262H59V261H58ZM62 262H63V261H62ZM84 262H85V261H84ZM95 262H96V261H95ZM132 262H133V261H132ZM18 263H19V262H18ZM18 263H17V264H18ZM191 263H192V262H191ZM202 263H203V261H202ZM46 264H47V263H46ZM49 264H50V263H49ZM58 264H59V263H58ZM61 264H62V263H61ZM63 264H66V263H63ZM128 264H129V262H128ZM131 264H133V263H131ZM196 264H197V263H196Z\"/></svg>", "mask_w": 264, "mask_h": 264}]
</instances>
